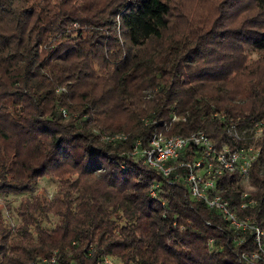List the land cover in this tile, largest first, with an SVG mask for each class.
<instances>
[{"label": "trees", "instance_id": "1", "mask_svg": "<svg viewBox=\"0 0 264 264\" xmlns=\"http://www.w3.org/2000/svg\"><path fill=\"white\" fill-rule=\"evenodd\" d=\"M78 1L0 0V195L25 196L18 226L0 210V264L82 260L90 247L123 264H248L251 232L195 200L185 172L165 179L131 152L167 131L203 132L216 149L254 146L247 202L256 207L241 210L240 174L219 186L231 212L264 232V135H252L264 123V82L242 98L226 83L243 51L264 52V22L169 41L164 0H110L91 13ZM247 2L264 16V0ZM120 134L126 142L103 141ZM195 157L189 149L180 162ZM42 180L57 183L53 199L36 194Z\"/></svg>", "mask_w": 264, "mask_h": 264}, {"label": "built area", "instance_id": "2", "mask_svg": "<svg viewBox=\"0 0 264 264\" xmlns=\"http://www.w3.org/2000/svg\"><path fill=\"white\" fill-rule=\"evenodd\" d=\"M179 122H185V119L173 115L172 124ZM228 134L233 140H242L235 126L229 129ZM252 135L254 141L261 140L264 135V123L256 124ZM127 139L124 134L103 137V141L110 144L123 143ZM189 149L196 154V157L193 161L180 162L181 156ZM131 153L133 158L144 161V165L160 173L165 179L175 175L178 180L180 177L177 173L185 172L186 175L181 179L189 185L191 196L195 200L202 202L208 209L219 212L233 230L241 233L251 232L254 235L258 251L244 255L243 259L248 264H264V232L250 221H240L237 215L231 212L230 203L223 199L219 186V182L224 177L240 174L244 187L242 200L245 202L241 210L256 207L255 202H247V200L255 193V189L250 184V171L260 157L259 150L257 151L254 146L241 150H232L227 146L216 149L203 132L183 138L169 136L167 131L156 134L148 144L138 142ZM152 197H156L155 192H152ZM70 258L71 256L62 259L58 253H55L29 264H123L113 256L96 258L93 247L85 250L82 260Z\"/></svg>", "mask_w": 264, "mask_h": 264}, {"label": "rangeland", "instance_id": "3", "mask_svg": "<svg viewBox=\"0 0 264 264\" xmlns=\"http://www.w3.org/2000/svg\"><path fill=\"white\" fill-rule=\"evenodd\" d=\"M110 0H79L75 7L80 11L91 13L103 8ZM171 7L170 28L165 38L169 41L181 40L184 35L196 38L208 35L211 32L220 34V24L226 28L239 29L245 18L254 24L264 22V16L257 11L248 8L247 0H164ZM84 8L86 11H84ZM96 9V10H94ZM82 13V12H81ZM74 27L78 28L77 25ZM245 50V49H244ZM225 53L226 51L223 50ZM240 66L242 70L230 76L226 82L227 89L236 98H242L249 92L250 85L255 81L264 82V52H256L250 49L241 54ZM260 82V83H261ZM149 97V94L147 95ZM238 99L236 105L242 104ZM242 106V105H241ZM171 164H169L170 166ZM58 185L55 182L42 180L36 188V194H45L50 200L54 198ZM28 197V196H26ZM25 196L0 195V210L9 224L18 226L19 221L16 210Z\"/></svg>", "mask_w": 264, "mask_h": 264}]
</instances>
